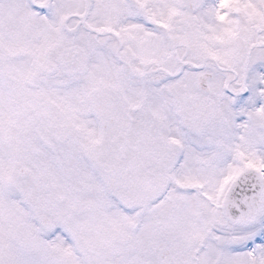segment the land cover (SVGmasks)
Here are the masks:
<instances>
[{"label":"snow or ice","instance_id":"6c2138e0","mask_svg":"<svg viewBox=\"0 0 264 264\" xmlns=\"http://www.w3.org/2000/svg\"><path fill=\"white\" fill-rule=\"evenodd\" d=\"M0 264H264V0H0Z\"/></svg>","mask_w":264,"mask_h":264}]
</instances>
